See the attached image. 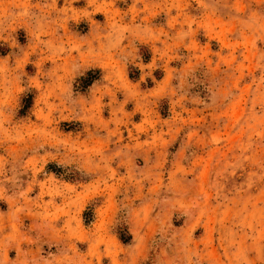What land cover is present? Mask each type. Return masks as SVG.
I'll return each instance as SVG.
<instances>
[{"label": "rangeland", "instance_id": "obj_1", "mask_svg": "<svg viewBox=\"0 0 264 264\" xmlns=\"http://www.w3.org/2000/svg\"><path fill=\"white\" fill-rule=\"evenodd\" d=\"M0 264H264V0H0Z\"/></svg>", "mask_w": 264, "mask_h": 264}, {"label": "trees", "instance_id": "obj_2", "mask_svg": "<svg viewBox=\"0 0 264 264\" xmlns=\"http://www.w3.org/2000/svg\"><path fill=\"white\" fill-rule=\"evenodd\" d=\"M129 76L131 79L134 78V77H132V75H129ZM98 78H99V71H97V70L88 71L84 77L79 79L80 88L84 89V88L89 87ZM31 104H32V96L31 95H25V97L22 99V105H21L19 114L21 116H23L30 109ZM86 213H84V217L86 215L85 222H87L89 219L88 213L87 214ZM118 239L123 244H126L127 242L130 241L131 237H130V234L126 230H124L123 233H118Z\"/></svg>", "mask_w": 264, "mask_h": 264}]
</instances>
